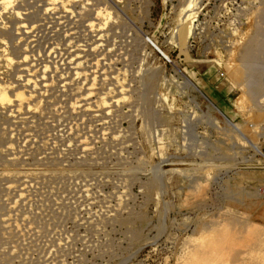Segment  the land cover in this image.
Masks as SVG:
<instances>
[{
	"label": "rangeland",
	"instance_id": "obj_1",
	"mask_svg": "<svg viewBox=\"0 0 264 264\" xmlns=\"http://www.w3.org/2000/svg\"><path fill=\"white\" fill-rule=\"evenodd\" d=\"M71 1L0 3L4 94L48 66L32 109L0 104V264H264V0ZM58 21L103 28L106 62L71 76ZM107 88V113L74 107Z\"/></svg>",
	"mask_w": 264,
	"mask_h": 264
},
{
	"label": "bare ground",
	"instance_id": "obj_2",
	"mask_svg": "<svg viewBox=\"0 0 264 264\" xmlns=\"http://www.w3.org/2000/svg\"><path fill=\"white\" fill-rule=\"evenodd\" d=\"M1 2V8L2 10L4 11H9L10 9L13 10V8H11L13 6V0H0ZM67 1V0H46L45 2V8H44V11L47 15H50V17H53V18H59V16L57 17V14H55L56 12H59V11H62V12H66V11H69L68 16L70 18L74 17L76 14V12H74L73 10H68V6L66 4H64V2ZM70 3H72L71 0H69ZM11 5V6H9ZM53 6H56L58 7L59 9L55 10L53 8ZM70 6L72 7L73 4H70ZM17 9V8H16ZM54 9V10H53ZM70 9V8H69ZM74 13V14H73ZM99 13L101 15V17H106V15L108 14L105 6L103 7H100L99 8ZM16 14H22V12H18V10H16ZM74 15V16H73ZM64 19V18H62ZM64 21V20H63ZM26 23V22H25ZM23 24L21 27L22 29V32H21V35H25L26 38H28V36L31 35V33L34 31V27H35V24H33L32 22L31 23H27V24ZM49 23V22H48ZM69 23V22H68ZM61 25L59 26L60 30L62 31V33L64 35H66L67 37L65 39H63L64 41L62 42L64 45H61L60 43H58L57 41H55L54 45H50V48H48L49 50V53H51V55L55 54L57 51H59V49L61 48V46H64L62 49L64 50L63 53H62V57L59 59V64L61 65H65L67 66V71L69 72V74L71 76H74V77H78V75L81 73V71L79 72L78 70V66L81 65L82 63L86 62L85 66L86 68H84V71H86L85 73H87V71H92L95 66H98L99 64H102L103 61L107 60V56H106V53H103L104 52H108L110 50V46L107 44H105L104 46L102 45L101 49H98L100 47V39L104 37V29L101 28V27H96V29H89L87 30V34H86V39L82 40L81 43H75L74 41H72V34L73 32L69 31L71 30L70 27L74 28L75 24L74 21L72 22L71 25H68L66 22L65 24L62 22V21H58L56 23V25ZM49 25V24H48ZM59 30V31H60ZM36 31V30H35ZM54 31V30H53ZM20 32V31H19ZM19 32H16V33H19ZM20 35V33H19ZM63 35V36H64ZM258 37V36H256ZM259 38V37H258ZM19 39V38H18ZM56 39V38H55ZM255 39V38H254ZM52 41V40H51ZM254 41V40H253ZM251 41L250 43L252 44ZM258 41V40H257ZM260 41V39H259ZM258 41V42H259ZM249 43V44H250ZM45 44V43H44ZM51 44V43H50ZM61 45V46H60ZM25 47V45H24ZM77 47H79V50ZM248 47V46H247ZM260 47V46H259ZM86 48V49H84ZM72 49V50H71ZM78 49V50H77ZM97 50H100L101 52H97ZM85 50H95V52L93 53V59H94V63H93V60L91 62V64L87 63L88 59L86 58H83L84 55H86L84 52L82 54V51H85ZM62 51V50H61ZM247 52V51H246ZM26 52H23V60H26V58L28 57V53L27 54H24ZM60 53V52H59ZM58 54V52H57ZM58 56H60L58 54ZM249 57L248 60H253L254 59V56L252 54H249L247 55ZM243 57V56H242ZM247 57V58H248ZM11 57H9L8 55L5 56L4 58V61H6L7 63H11L12 61L10 60ZM52 58V57H51ZM57 58V57H56ZM12 59V58H11ZM33 59V58H32ZM256 60V59H255ZM31 60H29V63L27 64L28 67H25L24 69V76H23V80L26 82L27 85H29V87L31 88L30 90H28V92H26L25 90H21V89H16L14 90V94H9L8 92V89L6 90V95L4 94V86L2 84H0V104L2 106H4L5 104H7V100H6V96L8 95L9 97V111L10 113L12 112L15 116V117H18V112H19V109H32L31 107V100L32 98L34 97V93H35V86H36V83L38 81V84L40 85L39 87H41V85H43V81L42 80V73L46 70H48V66L45 65L44 63L42 65H40L39 67H37L38 69H36V72L32 66V62ZM89 62V61H88ZM106 62V61H105ZM104 62V63H105ZM252 63V62H251ZM38 64V63H37ZM58 64V66H59ZM10 65V64H9ZM64 66V68H65ZM105 65H103L104 67ZM22 67V66H21ZM107 67V66H106ZM88 68V69H87ZM83 70V68H81ZM88 71V72H89ZM61 72V70H60ZM255 78V77H254ZM40 79V80H39ZM61 79V78H60ZM59 79V80H60ZM121 79H123L121 77ZM61 81V82H60ZM59 82L61 83V86L65 87L66 86V82L64 80H60ZM256 81V80H255ZM59 84V83H58ZM116 84V83H115ZM255 84V83H254ZM117 91H122L121 93L123 94V82L122 80H119L117 82ZM252 85V84H251ZM126 87V86H125ZM24 89V87H23ZM105 93L103 94H100L99 97L97 98H85L83 96L80 95V100L78 99V102H76L74 104V107L78 106L80 107L81 109L84 110V112L87 110V109H90L92 110L93 112H95L96 114H93L94 116H97V117H100L102 114L104 113H107V110H108V106L112 105L113 102H118L122 96H119L120 94H118V96L114 93H110V91L108 90V88L106 90H104ZM83 97V98H82ZM118 104V103H116ZM6 107V106H4ZM9 113V114H10ZM19 118V117H18ZM93 118V117H92ZM102 119V118H101ZM105 121V120H104ZM102 122V121H100ZM66 125V124H65ZM72 126V125H71ZM104 126V125H103ZM70 127V126H69ZM100 134V133H99ZM85 137V136H84ZM82 142V145H81V148L84 150L85 148H87V144L85 143L86 142V139L84 140H79ZM74 142V141H73ZM90 142V141H88ZM69 143V141L67 142ZM71 143V142H70ZM70 145V144H69ZM79 146V145H78ZM72 148V147H71ZM29 183V182H28ZM8 183H6L5 185H7ZM31 184V183H29ZM26 185V184H25ZM8 187H12L14 186L11 182L7 185ZM5 187V186H4ZM7 187V188H8ZM83 191H85L86 193H88V188L85 186L83 187ZM7 190V189H6ZM82 190V189H81ZM87 195V194H86ZM86 198V197H85ZM35 199V198H34ZM87 199V198H86ZM55 201V200H54ZM90 202V201H89ZM9 216V218H8ZM10 216L12 217L13 214L11 213V211H5L4 213H2V217H0L2 219V221L4 222H7V221H11L10 219ZM20 217V216H19ZM18 217V218H19ZM8 218V219H7ZM243 221V220H242ZM8 223V222H7ZM3 228V227H2ZM1 232H4V231H1ZM2 235V234H1ZM22 238V237H21ZM24 239V238H23ZM20 244H25V241L22 240L21 242H19ZM216 249V248H215ZM24 254V253H23Z\"/></svg>",
	"mask_w": 264,
	"mask_h": 264
},
{
	"label": "clouds",
	"instance_id": "obj_3",
	"mask_svg": "<svg viewBox=\"0 0 264 264\" xmlns=\"http://www.w3.org/2000/svg\"><path fill=\"white\" fill-rule=\"evenodd\" d=\"M9 6H11V5H9Z\"/></svg>",
	"mask_w": 264,
	"mask_h": 264
}]
</instances>
